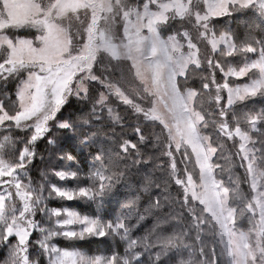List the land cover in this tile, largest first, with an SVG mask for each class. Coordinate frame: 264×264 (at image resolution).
I'll return each instance as SVG.
<instances>
[{"label":"snow or ice","instance_id":"snow-or-ice-1","mask_svg":"<svg viewBox=\"0 0 264 264\" xmlns=\"http://www.w3.org/2000/svg\"><path fill=\"white\" fill-rule=\"evenodd\" d=\"M245 12L264 21V0H143L142 4L129 0H0V130L9 132L0 143V186H6L0 190V248L6 249L0 264H145V257L158 264L162 254L180 257L187 250L193 256V246L185 243V237L195 231L196 241H201V233L216 229L223 244L222 264H264V139L257 147L251 135L264 124V108L257 110L248 104L264 99V41L238 46L230 29L217 33L213 24L216 18ZM177 23L179 28L174 27ZM167 29H173L171 34H164ZM22 31L33 35H18ZM198 43L210 46L211 54L201 52ZM249 53L256 58L249 60ZM236 54L245 58L238 69L227 59ZM119 62H128V73L139 82L134 97L113 80L112 69ZM217 70L223 74V83L216 80ZM253 70L250 82L230 86V77L239 79ZM120 76L123 79V72ZM195 79L200 81L199 88L189 86ZM10 82L16 83L14 94L8 91ZM222 92L227 93L223 105ZM70 98L90 101L96 120L107 112L108 119L121 124L122 117L112 106L114 99L128 106L138 120L142 117L151 127L160 126L155 140L167 163L161 159L157 166L167 171L183 194L182 200L173 201L178 209L163 223L176 221L178 233H157L153 242L148 236L133 239L131 235L153 210L165 206L168 195L158 197L144 214L137 212L135 224L127 216L108 221L101 215L104 202L124 175V170L118 174L114 169L122 163L125 168L155 163L154 158H143L140 146L147 137L139 124L133 129L136 140L122 139L117 150L102 148L92 157L86 185L33 186L29 167L36 157L37 142L47 137L54 144L53 128L76 135L89 123L84 120L78 125L58 118ZM13 129L30 135L14 139ZM94 137L95 133L85 134L82 142ZM224 138L234 141V146L238 142L235 153L225 154ZM17 142L23 143L18 155ZM6 145L12 153L8 158ZM233 155L245 170L250 198L232 172ZM62 159L72 161L74 157ZM54 175L61 181L81 179L71 169ZM49 199L86 201L95 205L96 214L49 208ZM134 204L125 207L131 209ZM185 212L190 218L187 225L182 223ZM38 213L47 226L37 219ZM245 216L251 227L242 231L237 222ZM159 227L160 222L151 232ZM34 233L39 238L34 239ZM115 236L127 243L123 254L113 250L88 255L52 243L55 238L85 241ZM157 246L161 251L153 252ZM205 247L199 252L208 259L199 264H217L215 250L205 253ZM178 264H192V260L181 258Z\"/></svg>","mask_w":264,"mask_h":264},{"label":"trees","instance_id":"trees-1","mask_svg":"<svg viewBox=\"0 0 264 264\" xmlns=\"http://www.w3.org/2000/svg\"><path fill=\"white\" fill-rule=\"evenodd\" d=\"M219 24L223 25V30H231L233 39L237 43L238 46L245 45V44H253L255 46V41H264V21L260 20L259 17L254 15L251 12H245L242 14H236L235 16L228 18L224 17L222 19L216 20ZM230 59L234 62V57H230ZM221 78V77H220ZM189 86L194 88L200 87V81L199 79H195L193 81L189 82ZM84 102V101H83ZM81 100L77 99H71L61 110L59 113V119L61 120H68L71 117H77L79 115H84V117L88 118L87 114L91 115V112H89L90 108L85 105ZM84 104V105H83ZM249 106H254L255 109H261L264 108V99L256 98L254 101L248 102ZM243 107V105H241ZM63 114V115H62ZM66 115L67 118L64 116ZM81 119V118H80ZM83 120L79 121L82 122ZM106 128L107 130H111L112 126L110 120L107 121ZM260 129L262 131L259 133H253L252 136L255 140H257V147H260L259 141L261 139H264V124H260ZM95 133V140L97 141L96 137L102 136V133L95 127L93 129ZM11 131L12 137L15 139L16 134ZM9 132L0 130V143H4L3 136L8 135ZM113 135V134H112ZM110 135V137L112 136ZM52 136L55 138L56 143L49 144L47 142V139L42 143L37 144L36 147V156L35 160H33L32 165H34V162L40 161L38 158L44 157V167L46 170L49 168H53L57 163L58 154L62 151L65 155H79L81 160H83L85 164V169L90 166V163L92 160L90 158H87L85 152L83 149H80L78 146L74 145V143H71V139H76L78 137V133L76 135H73L71 133H68L67 130H55L52 132ZM81 138H83L82 135H80ZM152 139V138H151ZM111 140V139H110ZM225 141V154L229 153H235V147L238 146V142L235 143V146H231L229 140L224 138ZM23 143L17 142L16 143V155H18V151L22 149ZM4 149H8L7 145ZM99 149V148H98ZM233 149V150H232ZM101 150V149H100ZM114 151V150H113ZM97 152H94V155H96ZM53 155V156H52ZM148 157L154 158L160 160L158 158V155H156V152L150 148V152L148 154ZM155 159V162H156ZM166 161V160H164ZM222 163V162H221ZM232 163L234 167H232V172L235 174L236 177L240 178V186L244 194L248 195V184L245 182V170L244 168L239 167V161L236 156H232ZM154 163H148L145 164V167L140 168L138 171V175L133 178L132 184H130V187H133L136 191L134 192L133 196H122L119 192L118 185L121 184L117 183V187H115L112 195L104 202L103 207L101 209V215L108 221H114L116 217L118 216H127L131 223L135 224L137 215L136 213L144 214V210L150 206L151 203H153L158 197L162 198L163 195H166L168 193L169 200L167 203H165V206L160 210H153L152 215L146 216L145 220L142 221L132 232V238L135 239L137 237H149V242H153L155 240V236L158 233L161 236H171L174 234H171V232H174L173 227L175 228L177 226L176 221H171L170 223H166L163 226H160L156 233L151 232V225L154 226L156 220H158L159 214H168L171 212L173 208V201L176 200H182L180 194L174 195L175 189L173 187H169L164 181V178L162 177L159 181V177H157L156 170L158 168V172L161 176L165 177V169L163 167L156 166L153 167ZM70 166V165H69ZM43 169L41 171L38 162L33 166V168L30 167L29 170V177L32 181H35L36 186H39L38 180L42 176H44V173L46 170ZM52 170V169H51ZM50 170V171H51ZM160 170V171H159ZM157 172V173H158ZM163 172V174H162ZM88 175V174H87ZM227 178V176L225 177ZM163 179V180H162ZM172 184V183H171ZM122 185V184H121ZM167 185V187H166ZM120 195V196H119ZM125 202L128 204L129 202L134 201V207L129 209L125 207L124 205L120 204V201ZM52 206H55L56 204L54 202H49ZM72 204V203H65L63 202L61 206ZM79 204V202H75L72 204L73 207H76V205ZM57 207H60L59 205H56ZM83 210V213H93L96 212V209H93V205L89 204L88 206H85L83 208H80ZM169 215V214H168ZM185 217H187V213L185 212ZM135 218V219H134ZM134 219V221H133ZM251 224L249 223L247 216L242 217L237 222V227L240 230H247ZM169 231V232H168ZM169 233V234H168ZM39 236V233H34V239ZM56 243L60 248L65 249H74L77 248L82 252L88 253V255H97V254H111L113 250L116 252H119L120 254H123L125 251V248L127 246L126 241L121 240L119 236H115L112 238H93L91 240H85V241H69L64 240L62 238H55ZM185 243H189L194 247L197 244V241L195 239V236L190 233V237H185ZM199 245L201 246L200 242ZM196 245V246H199ZM6 249L0 248V257H2V254H4ZM31 251V250H30ZM161 251L160 246H157L153 249V252ZM194 255L189 257V253L187 250H184L182 253V256L180 257H174L171 253L168 255H161L160 260L158 264H178L179 260L182 258L184 260H192V264H199L200 261H202L203 256L200 255L197 248H195ZM43 260V258H41ZM145 264H154V261H149L145 257Z\"/></svg>","mask_w":264,"mask_h":264},{"label":"rangeland","instance_id":"rangeland-1","mask_svg":"<svg viewBox=\"0 0 264 264\" xmlns=\"http://www.w3.org/2000/svg\"><path fill=\"white\" fill-rule=\"evenodd\" d=\"M129 3L130 4H142L143 0H129ZM219 19H222V18H216V19L213 20V24L215 25V30H216L217 33L224 31L223 30V25L219 24L218 22H216V20L218 21ZM174 27L175 28H179V23H177ZM117 29H118V31L122 32V26L120 24L117 25ZM172 31H173V29H167V30L164 31V34L165 35L171 34ZM18 35H22V36H25L27 38H31L33 33L32 32H28V31H22V32L18 33ZM193 37H195V33L194 32H193ZM194 42H197V41L194 39ZM198 47L201 48V52H204L205 50H207L209 52V54H211L210 46H205L203 43H198ZM233 57H234V62L229 57V58H227L228 59V63L232 67H235L237 69L239 67H242L243 63L245 62V58H244L243 54H236ZM247 57H248L249 60H251V59H255L256 55L249 53V54H247ZM216 58L223 59V58H219V57H216ZM105 63L106 64L108 63L107 59L105 60ZM111 64L115 65V64H117V62L116 61H112ZM127 68H128V62H119V67L112 69L113 73H114L113 80L117 84L118 87H121L122 90H124L126 93H128V94H130V95H132L134 97V90L138 89L140 86H139V82L137 80H135L134 77L130 73H128ZM255 71L256 70H253L252 72L249 73L248 76H244V77H241L239 79H237L236 77H230L229 78L230 86L242 85L244 83L250 82V77H253ZM121 72H123V74H124L123 79H121V76H120ZM216 80H217L218 83H223L224 82L223 74L220 73L219 70L216 71ZM15 88H16V83L15 82H10L9 85H8V91L10 93L14 94ZM213 92H214V89H213ZM90 94L94 97L95 96V91L93 90ZM221 94L224 97V99L221 100V104L223 105L224 103H226L227 93L226 92H222ZM14 98H15V96L13 95V99ZM71 99H74V98H70V100ZM83 103L90 108L89 112H91V102L90 101H84ZM112 106L116 109V111L122 117L121 124H114L110 119H108L107 112H105L103 114V118L101 120H96L94 117H92V115H89V114H87L89 119L84 117V115H79L77 117H71V119L69 118L68 120L73 121V122L77 123L78 125L81 124V122H79L81 120H83V121L84 120H88L89 121L88 124L82 125L81 130L78 132V137L76 139H71L70 140L71 143L73 142L74 145L78 146L80 149H83L85 154H86V156H87V158H90L92 160V157L94 156V152L95 151L98 153L100 151V149H102V148L105 149V150H114L115 151V150L118 149V144H119V142L122 139L136 140L137 137H136V134L134 133L133 129H134V127L137 124H139L140 127L142 128L143 132H144V135L147 137V142L144 145L140 146L141 147V151L144 154L143 158L144 159H148L149 158L148 154L150 152V148H152L156 152V155H158V158H160V160L161 159L166 160L165 163H167V159L161 157V155H160L161 149L159 148V145L156 144V140H155V134H159L160 126L157 125L156 127H151L150 126V122L143 121L142 117L138 120L136 114L128 106H125V105L121 104L119 101H116V100L113 99L112 100ZM145 106H147V105H145ZM59 116L60 115L58 114V118H59ZM64 116L67 118L66 115H64ZM109 120H110V122L112 124V126H109V128L111 127V130H107V128H106V125L108 123L107 121H109ZM95 127L102 133V136H100L99 138L96 137L97 141L95 140V137H94L93 140H91V141L82 142L84 140V135L85 134L96 133L93 130ZM257 128L260 130V132L262 131V129H260L261 128L260 124L257 126ZM13 130H14L13 132H15V134H16V138L19 137V138H22V139H27L28 136L30 135V133H28V132L15 130V129H13ZM55 130H57V129L53 128L52 132H54ZM252 132L253 133L254 132L257 133L259 131H252ZM252 132H251V135H252ZM80 135H82L83 138H81ZM110 135H112V136L110 137ZM46 138L38 141L37 144L41 143V145H42V143L46 140ZM229 142H230L231 146H234V141H229ZM37 144H36V147H37ZM237 149H238V146L235 147V152L237 151ZM4 152L6 153V158H8V156L12 155V153L9 152V149H4ZM63 156H65V154L61 151L58 154V158H57L58 165H56L55 167L53 166V168H49L48 170H46L45 167H44V162H43L44 157L40 156V158H38L40 161H37V162L39 164V167H40L41 171L43 169L46 170V172L44 173V176H42L40 178V180L37 181L39 185L40 184H45L47 186V184H56L58 186L76 187L77 183H79L80 186H84V185H86L88 183V180H87L86 177H87V174L89 173L90 169L92 168V162L90 163V166L85 169V164H84L83 160H81L79 155H76V156L72 155L74 157V159L72 161H69V160H66V159H62ZM155 159H156V157H154V160ZM237 159H238V157H237ZM160 160L156 159V162L154 163L153 167L156 168V166L160 164ZM221 162L223 163V161H221ZM36 163L34 162V165H30V167L33 168V166H35ZM127 163L130 165V161H128ZM149 163H151V161ZM30 167H29V170H30ZM143 167H145V164H141V165L136 166V167H130L129 166V167L125 168L124 163H122L119 169H114V171H116L118 174H119L120 170H124V175L119 180L122 185L121 184H117L119 192H120V194L122 196H130V195L133 196V194H134V192L136 190L133 187H130V184H132L133 178H135L139 174L138 170L140 168H143ZM178 167L181 170H183V165H180L178 163ZM68 169H71V170H74V171H78L80 173L81 179L79 181H76V180L61 181L54 175V173L57 172V171L68 170ZM157 170H158V168H156V170H153V171L154 172L156 171L157 177H159L158 178L159 181L163 177L165 183L167 185H169V187H173L175 189L174 195H179L180 194L181 199H182V197H183L182 190L179 189V186L175 185L174 181L168 176L167 171L165 170V172H164L165 173V177H164V176H161ZM162 174H163V172H162ZM234 176H235V174H234ZM3 179H9V178L8 177H4ZM32 183H33V186H36L35 181H32ZM117 185L115 187H117ZM3 187H6V186H0V190H2ZM248 190H249L248 191V195H246V194L245 195L250 198L251 195H252V192H251V190L249 188V185H248ZM166 195H169V194L166 193ZM176 201H179V200H176ZM49 202H54L56 205H59L60 207H57L56 205L52 206ZM63 202L72 203V204L75 203V202H79L82 205L79 206V204H77L76 207H73L72 204H67V205L61 206V204ZM16 203H17V206L19 207L20 206V202L18 201V199L16 200ZM46 204H47V206L49 208L62 209L64 207H68V208H70L72 210L78 211L81 214H88V215H95L96 214V212H93L91 214H89L87 212L83 213L84 211L81 210L80 208H83V207L89 205V203H87L86 201L85 202H81V201H61L59 199H49V200L46 201ZM120 204L124 205V206L126 205V203L123 202L122 200L120 201ZM93 209L94 210L96 209L95 205H93ZM176 209H178V205L177 204H173V208H172L171 212L176 210ZM168 214H162V215L159 214L160 218H158V220H156L154 225H156L158 222H160V226L165 225L166 223H163V220H164L165 217L168 216ZM37 219H41L42 223H45V225L47 226V222L44 221L41 218L39 213L37 215ZM134 219H133V221H134ZM189 222H190V218L189 217H185V219L182 221V223H184L185 225H187ZM73 227H77V226H73ZM150 227H151V229H153L152 225ZM250 227H251V225L249 226V228ZM249 228H247V230ZM173 229H174V232H171V234H176V233H178L180 231V228L176 227V226H175V228L173 227ZM247 230H245V231H247ZM217 231H218V229L214 230L213 233H208L207 231L201 233V241L203 243L201 244V241H197L196 245H199V242H200L201 246L206 245L205 253H208L210 250L214 249L215 252L217 253V264H222V261H221V259L219 257V253L221 252V250L223 248V244L220 243L219 236L215 235V232H217ZM191 234L195 236V231L191 232ZM36 238H39V236L36 237ZM52 243H55L58 246V244L56 243V239H53ZM196 245L194 243L193 249L195 251V248H197V250L199 252V249H200L201 246L200 245L196 246ZM61 249H65V248H61ZM74 249L75 250H79L77 248H74ZM74 249H72V250H74ZM67 250H70V249H67ZM5 258H6V250H5L4 254H2V257H0V261H3ZM205 259H208V257L207 256H203L202 260H205Z\"/></svg>","mask_w":264,"mask_h":264}]
</instances>
